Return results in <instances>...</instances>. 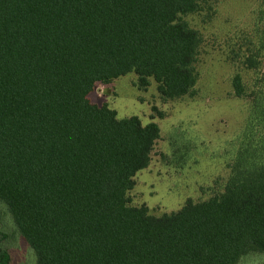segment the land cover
<instances>
[{"label":"trees","instance_id":"trees-1","mask_svg":"<svg viewBox=\"0 0 264 264\" xmlns=\"http://www.w3.org/2000/svg\"><path fill=\"white\" fill-rule=\"evenodd\" d=\"M212 1L0 0V202L35 264L264 255V7L231 80L248 114L223 192L158 217L131 206L159 128L88 99L128 74L140 90L152 80L163 101L195 97L200 37L181 17Z\"/></svg>","mask_w":264,"mask_h":264},{"label":"rangeland","instance_id":"rangeland-1","mask_svg":"<svg viewBox=\"0 0 264 264\" xmlns=\"http://www.w3.org/2000/svg\"><path fill=\"white\" fill-rule=\"evenodd\" d=\"M263 7L264 0H214L181 17L200 37L195 97L163 101L152 80L138 89L134 74L96 84L89 94L92 104L107 106L118 119L137 117L142 125L159 128L149 166L134 177L131 206H145L158 217L177 212L188 199L202 202L223 192L248 114L247 102L233 96L231 80L243 73L235 63L248 53L253 18ZM0 245L9 264H35L1 202ZM238 264H264V255H249Z\"/></svg>","mask_w":264,"mask_h":264}]
</instances>
